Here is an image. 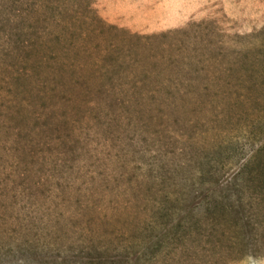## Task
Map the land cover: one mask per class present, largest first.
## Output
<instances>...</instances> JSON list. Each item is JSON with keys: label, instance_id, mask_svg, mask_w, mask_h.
Segmentation results:
<instances>
[{"label": "rangeland", "instance_id": "rangeland-1", "mask_svg": "<svg viewBox=\"0 0 264 264\" xmlns=\"http://www.w3.org/2000/svg\"><path fill=\"white\" fill-rule=\"evenodd\" d=\"M173 1L43 0L39 24L27 6L26 35L9 40L20 21L0 30V264H62L91 247L135 264L158 190L191 198L209 160L226 180L260 146L264 0H182L180 14ZM11 7L0 0V20ZM38 37L47 71L76 65L57 69L54 99L42 98L44 78L18 87L8 68H32L31 52L16 47ZM147 95L187 101L175 111L123 103ZM161 174L172 178L163 186L153 181ZM254 195L244 196L252 212L261 209L258 229L237 236L256 244L206 248L195 226L148 264H264V202Z\"/></svg>", "mask_w": 264, "mask_h": 264}, {"label": "trees", "instance_id": "trees-1", "mask_svg": "<svg viewBox=\"0 0 264 264\" xmlns=\"http://www.w3.org/2000/svg\"><path fill=\"white\" fill-rule=\"evenodd\" d=\"M55 2L56 0H53L54 5ZM12 3L14 7H11L10 11L6 13L7 15L0 20V30L12 26V22L14 21H20L21 25L12 28V32L9 34L10 41H12L14 36H19L20 39L22 34L26 35V33H24L25 27L22 25L23 21H25L29 15L27 10L29 3L36 9L34 14L35 23H41L45 13L43 0H12ZM54 39L58 44H61V37L58 33L54 35ZM41 46L42 41H40V37L32 43H27L25 41L19 43L18 41L16 49L22 50V52H31V59L27 62L31 64L32 68L25 72L20 71V69L15 70V68L10 65L8 68L14 71L12 72L13 82L15 81L18 87V82L20 81L19 84L26 85L30 84L29 81L33 78L37 80L44 78L45 80L41 79L42 81H39V84L43 85V88H45V93L42 95V98L54 99L62 90V87H60L61 83L59 79L56 78L58 75L57 69H72L76 65L73 62L71 63L69 59L67 61L68 63L63 62L62 65L58 62L55 63L54 66L47 71L43 59L38 57ZM66 51L69 53L68 55H71L72 49H66ZM3 52L9 54L6 52V47L3 48ZM44 72L49 73L42 76ZM39 95H41V93ZM185 101H187V97L183 95H147L140 98L129 97V101L125 102L124 100L123 103H131V105H134L136 102H142L141 108L147 109L146 103H148L150 107L154 106L155 109L171 108L172 111H175L176 108L178 109L180 103L183 105ZM23 103L25 105L28 104L27 102ZM225 163L230 164L229 159L227 161H222V164ZM221 169L222 168L212 165V161L209 160L207 167L202 169L199 173V184L201 187L199 190H192L191 198L185 196L187 195V190L185 189L169 192L170 187H165V189L157 191L156 199L152 203V208L146 221L147 225H145L144 228L147 234L145 236L146 240L143 241L144 250L140 255L134 258L133 261H135V264H140L141 260L144 262L142 264H148L149 259L161 254L169 243H179L183 239L190 238V235L194 234L192 231L195 232V226L200 241H204L205 245L207 243L210 245V247L206 246V248H226L227 243H229L230 245L228 248L232 249L235 246L236 250L241 247V250H243L245 246L256 244L255 238L252 239L254 242H247L246 244L245 233H239L238 229L251 228L252 231L258 229L257 223L255 221L252 222V220H254L255 216H259L261 209L257 208V210L255 209V211L252 212L253 206H250V203L245 201L244 195L250 190H255L256 195H254L253 198L257 201L261 199L264 202V137L260 146L248 154L246 159L240 163L238 169L230 175L228 179L221 181V177L217 175V172ZM165 177L161 174L160 177L154 178L153 181H159L161 186H163L168 180L172 179L171 177H167V179ZM157 194L159 197H157ZM191 199V205L186 204L188 201H191ZM257 203L259 204L260 202ZM188 206L190 207L189 210ZM200 209L204 210L202 214L200 213ZM241 215L246 218V222L242 224V226L239 225L241 224L240 221L243 219ZM104 218L107 217L101 216L98 221H103ZM176 218H178L177 223L173 224ZM192 220H194L193 223ZM191 226L193 227L190 228ZM237 234H244L245 239L238 237ZM85 250L88 251L87 254H80L73 257L75 258L74 260L63 259L62 264H66L67 262L70 264L131 263V261H129V256H124L122 258L119 256H109L108 253L110 251L106 247H91ZM244 257L245 255L242 257L232 255L230 256V260H241ZM57 261L58 260H54L53 262L55 263ZM228 261L226 264H229Z\"/></svg>", "mask_w": 264, "mask_h": 264}, {"label": "crops", "instance_id": "crops-1", "mask_svg": "<svg viewBox=\"0 0 264 264\" xmlns=\"http://www.w3.org/2000/svg\"><path fill=\"white\" fill-rule=\"evenodd\" d=\"M164 1V0H163ZM174 3V6H173V9H174V11H175V13L176 14H180V12L182 11V9H183V6H184V4L182 3V0H175V1H173ZM171 6V5H170ZM182 16L184 15H186V14H184L183 12H182V14H181ZM161 16H166V14H164V13H161ZM177 23H180V22H177Z\"/></svg>", "mask_w": 264, "mask_h": 264}]
</instances>
